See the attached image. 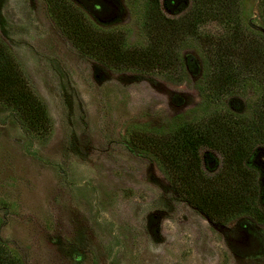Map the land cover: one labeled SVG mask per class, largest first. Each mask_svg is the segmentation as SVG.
I'll return each mask as SVG.
<instances>
[{
	"label": "rangeland",
	"instance_id": "1",
	"mask_svg": "<svg viewBox=\"0 0 264 264\" xmlns=\"http://www.w3.org/2000/svg\"><path fill=\"white\" fill-rule=\"evenodd\" d=\"M101 1L105 9L94 11L78 0H0V40L50 119L41 136L0 103V243L8 264H264V216L212 222L173 190L152 156L129 142L132 133L167 130L202 105L197 45L180 49L192 69L181 84L158 73L109 69L74 46L51 12L61 2L99 31H126V46H149L146 0ZM238 1L241 22L264 35L260 0ZM192 5L160 0L161 14L171 20ZM226 31L216 21L197 27L203 35ZM242 91L221 103L249 116L264 85ZM205 166L215 171L217 163Z\"/></svg>",
	"mask_w": 264,
	"mask_h": 264
},
{
	"label": "trees",
	"instance_id": "2",
	"mask_svg": "<svg viewBox=\"0 0 264 264\" xmlns=\"http://www.w3.org/2000/svg\"><path fill=\"white\" fill-rule=\"evenodd\" d=\"M78 1L90 10L105 9L101 0ZM192 3L188 14L171 20L161 14L160 0H146L149 46L144 49L126 46V31H99L82 13L61 2L53 3L51 12L74 46L107 68L158 73L173 84L185 82L192 70L179 52L194 42L201 61L195 88L202 105L192 109L189 118L174 119L167 130L132 133L129 142L152 156L173 190L212 222L225 225L244 213L261 221L258 175L264 165L260 150L264 148V96L249 116L224 109L221 102L244 92L251 83L264 85V35L241 22L238 0ZM260 13L264 21V0H260ZM211 21L225 25L227 31L219 36L197 32L199 24ZM0 103L14 111L29 131L41 136L49 131L45 105L1 40ZM210 160L217 163L215 171L205 166ZM3 247L0 243V260L8 264Z\"/></svg>",
	"mask_w": 264,
	"mask_h": 264
}]
</instances>
